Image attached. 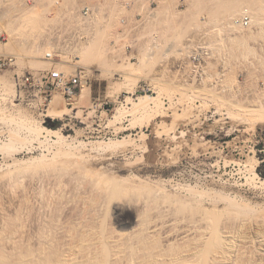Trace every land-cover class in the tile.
Instances as JSON below:
<instances>
[{"label": "rangeland", "instance_id": "1", "mask_svg": "<svg viewBox=\"0 0 264 264\" xmlns=\"http://www.w3.org/2000/svg\"><path fill=\"white\" fill-rule=\"evenodd\" d=\"M231 1L101 0L94 20L86 23L79 13L89 0H0V54L17 56L15 65L0 72V264H37L42 259L59 264L68 250L72 259L65 256L64 264H87L89 256V264L94 258V264H146L149 258L151 264H167L170 252L162 249L187 246L175 235L144 239L134 228L132 233L138 211L131 207L117 216L104 193L95 190L96 176L112 187L157 193L159 206L175 202L180 208L169 207L175 217L178 210L190 216L193 208L200 209L198 202L211 200V205L230 208L252 230L264 225V183L253 170L259 164L256 145L264 147V18L262 25L251 21L250 26L240 25L241 31L224 27L219 32L221 20L241 15L239 10L228 13ZM241 1L252 15L264 17V0ZM9 41L14 47L6 45ZM200 46L208 56L195 66L192 54ZM99 47L104 54L94 53ZM46 51L55 54V61L45 59ZM53 64L83 75L82 91L72 103L57 93L44 105L36 90L21 91L16 84L18 74L41 76ZM145 95L158 97L148 108H137V98ZM55 105L67 113L47 115ZM27 118L71 137L58 143L36 139L25 127ZM43 168L58 176L62 189H49L38 180ZM71 172L78 176L71 178ZM238 191L254 192L256 201L235 206L228 193ZM136 251L145 253L140 257Z\"/></svg>", "mask_w": 264, "mask_h": 264}, {"label": "bare ground", "instance_id": "2", "mask_svg": "<svg viewBox=\"0 0 264 264\" xmlns=\"http://www.w3.org/2000/svg\"><path fill=\"white\" fill-rule=\"evenodd\" d=\"M101 0H89V2H87L85 5H84V7L85 6H89V5H91V4H94V5H96V9H95V12L97 11V10H99L100 9V4H99V2H100ZM231 1V0H230ZM241 1V0H240ZM241 2H243V1H241ZM244 3V2H243ZM246 3V2H245ZM24 4H26V5H28V3H24ZM124 4L126 5V7H128L129 5H130V2H128V1H124ZM243 5V4H242ZM8 6V5H7ZM245 7H242L241 6V3L239 4V2H237V0L235 1V0H233V1H231L230 2V4H228L227 5V7L229 8L228 10H229V12L228 13H235V12H237V13H239V11L242 13L246 8H249V6H247V5H244ZM247 6V7H246ZM29 7V6H28ZM227 10V11H228ZM239 10V11H238ZM251 10V14H252V9H250ZM254 11V10H253ZM2 12H4V11H2ZM81 12V11H80ZM94 12V13H95ZM237 13L235 14V15H237ZM257 13V12H256ZM253 14L252 15V18H251V21H255L256 22V24L257 23H260L261 25L263 24V16L260 14V12L259 13H257V14ZM52 15H53V13H51ZM80 15H81V13H79ZM4 16H5V14H3ZM229 16H230V14H229ZM231 16H233V15H231ZM237 17H239V16H237ZM231 18V17H230ZM234 19V18H233ZM233 19H230L229 21L227 20V19H225V20H227V21H225L224 20V22H222V20H221V23H219V24H221V27L218 29L219 30V32L221 31V30H223L224 29V27L225 28H229V29H232V30H234V31H241V27H240V24H238V20H233ZM120 21H122V20H120ZM253 24V23H252ZM2 25V24H1ZM3 26V25H2ZM2 26H0L1 28H2ZM219 26V25H218ZM5 29V28H4ZM3 30V28L2 29H0V31L1 32H3L2 31ZM251 30V29H250ZM240 33V32H239ZM241 34V33H240ZM249 34V33H248ZM249 36V35H248ZM243 37V36H242ZM241 37V38H242ZM246 37V36H245ZM237 38V37H236ZM241 41H246L247 40V37H246V40H245V38L242 40V39H240ZM10 42V43H9ZM9 42H6V45L8 46V44L10 45L11 44V41H9ZM241 43V42H240ZM14 44V43H13ZM12 44V45H13ZM5 46V45H4ZM11 46V45H10ZM9 47V46H8ZM11 47H14V46H11ZM185 47V46H184ZM99 48H101V47H99ZM98 48V49H99ZM95 50V52L94 53H96V52H98L99 54H100V51H103L104 49H102L101 48V50ZM190 49V48H189ZM13 50V49H12ZM188 51V50H187ZM12 52V51H11ZM14 52V51H13ZM17 52V51H16ZM50 52H52V51H46V55H45V59H46V56H47V54L48 53H50ZM97 53V54H98ZM105 53V50H104V52H103V54ZM107 53V52H106ZM183 53V52H182ZM20 54V53H19ZM102 54V53H101ZM107 55V54H106ZM99 56V55H98ZM102 56V55H101ZM17 57V56H16ZM103 57H106V56H103ZM48 62L49 61H55V58H54V60H48V59H46ZM46 60H42V62H45V63H48ZM107 61H108V59H106ZM118 61V60H117ZM17 63V62H16ZM124 63V62H123ZM127 63H128V66H130V65H132V63H129V61H127ZM139 63H145V58H144V56H142L141 58H140V62ZM105 64H107V62L105 63ZM130 64V65H129ZM111 65V64H110ZM112 65H114V63L112 64ZM111 65V66H112ZM116 65V64H115ZM114 65V66H115ZM123 66H125V65H122V68H123ZM127 66V65H126ZM125 66V67H126ZM107 67V66H106ZM109 67V66H108ZM113 67V66H112ZM112 73V72H111ZM19 75V74H18ZM209 78H210V76H209ZM1 77H0V83H2L1 82ZM188 84V83H187ZM157 97L158 96H155V95H145V96H140V98H137L138 99V102L136 103V105L138 104V106H136L137 108H145V107H147L148 105H150L149 103L150 102H152V100L154 101L155 99L157 100ZM159 99V98H158ZM155 102V101H154ZM154 106V105H153ZM149 107H151V106H149ZM148 108V107H147ZM152 109V108H151ZM48 110V109H47ZM132 111V110H131ZM137 111V110H136ZM69 112V111H68ZM64 113H67V111L65 110V109H59L58 108V105H55L54 107H52L51 109H49V112L47 113V115H49V116H53V117H61ZM27 121H28V125L26 126L25 125V127H28V129H29V131H30V133L33 135V137L34 138H36V139H40V140H43V141H54V142H63V141H66V140H68L69 139V137H71V135H67L66 133H64L63 131H62V129L61 128H57V129H54V128H51V127H49V126H46V125H44V124H42V122L40 121V120H37V119H34V118H27L26 119ZM27 129V130H28ZM13 134H15L14 132H12ZM29 133V134H30ZM13 134H11L10 136H9V140H12V137H13ZM2 136V133L0 134V137ZM42 154V153H41ZM40 161V160H39ZM48 161V160H47ZM50 161H52V160H50ZM49 162V161H48ZM49 164V163H48ZM51 164V163H50ZM258 165V164H257ZM257 165H255V167H254V174L257 176V177H259L260 178V176H259V174L257 173ZM49 167H51V166H46V168H47V170H48V168ZM46 168H43L44 170L42 171L43 173H44V175H43V178L42 179H39L40 178V176H38L37 174H38V172H37V174H36V176H38V180L39 181H41V180H43V181H41L42 182V184L44 183V181H45V183L46 184H48V186L47 187H49L50 185L51 186H54V187H56V186H59L61 183L59 182V180L57 181V177L55 178H53L52 176H50L51 174H50V172H49V174L50 175H48V171H50L51 170V168L47 171V172H45V170H46ZM39 171V170H38ZM41 171V170H40ZM42 173V174H43ZM47 173V175H45ZM52 173V172H51ZM40 174V173H39ZM56 174V173H55ZM71 174V178H73V177H77L78 176V174H76V173H70ZM69 174V175H70ZM41 175V174H40ZM53 176H55V175H53ZM68 177H70V176H68ZM138 177V176H137ZM70 179V178H69ZM142 179V178H141ZM37 180V181H38ZM93 180V186H94V188H95V190H98V191H100L99 192V195H100V193L101 194H103L104 193V197L105 198H103V200L105 201V200H107V203L108 204H110L112 207H113V209L115 210V212H117V216H124V214H125V211L127 210V209H130L131 207L132 208H135L136 209V213H137V211H138V218H137V222H136V225L135 226H133L132 227V233H133V228H134V230H136V232H138L137 234H141V237L142 236H144L143 238L145 239L146 238V236L147 237H152V235H155V234H160V235H164L165 236V238L167 237V239H170V238H168V236L170 237V236H172V235H175L176 236V238H178L179 240H183L184 242H185V244L187 243V246L184 248H182V245L180 244L179 246L181 247V249L180 248H178V250H177V247H176V249L175 250H177V251H175V250H172V249H174L175 247H171L172 249H170L169 248V250L170 251H166V250H164V249H168V246L169 245H167V247L166 248H164V249H162L163 251H165V252H170V254H169V256H168V258H169V261L168 262H166L167 264H264V225H260V226H257L256 227V225H255V227L256 228H253V230H252V228H249L250 226L249 225H246L245 223H244V221H242V220H240L239 221V217L236 215V213L235 214H233L234 213V211H233V213H232V210L229 208V209H227V207H219V205L217 206L216 204L214 205V204H212L211 205V200H210V202L209 201H203V202H201V203H199L198 202V205L199 206H201L200 207V209H198V208H193V209H191L190 208V212H192V210L194 211V212H192V216L190 215H187V216H189V217H185L186 215L184 214H180L179 213V211L180 210H178V211H176V209L177 208H180L179 207V205H177L176 204V206H177V208H176V206H175V202L172 204H170V205H174V207L176 208L175 209V211L176 212H178L176 215H183V217H179V216H177V217H175V216H172V215H170V208H173V207H170V205H168V203L167 204H160V206H159V202L157 201L156 202V200H157V193H147V194H143V192H139L138 190H136V188L135 189H130V188H125L124 186L122 187V186H119V185H117L118 187H112V186H114L113 184H112V186L111 185H107L106 183H108L109 181H104V179H102V177H95V178H93L92 179ZM36 181V180H35ZM62 181V180H61ZM66 181V180H65ZM68 181H70V180H68ZM77 181H80V180H77ZM41 182H39V183H41ZM64 182V181H63ZM262 182L264 183V180H262ZM44 183V184H45ZM60 183V184H59ZM67 183V182H66ZM150 183V182H149ZM59 184V185H58ZM64 184V183H63ZM92 184V183H91ZM38 185H40V184H38ZM37 185V186H38ZM36 186V187H37ZM41 186V185H40ZM44 186V185H43ZM42 186V187H43ZM46 186V185H45ZM50 186V187H51ZM61 186H62V184H61ZM61 186H59V187H61ZM66 186V185H65ZM64 186V187H65ZM92 186V187H93ZM50 187H49V189H50ZM44 188V187H43ZM58 188V187H57ZM46 189V188H45ZM48 189V188H47ZM54 189V188H53ZM56 189V188H55ZM61 189H62V187H61ZM60 189V192L62 191ZM39 190V189H38ZM52 190V189H51ZM58 190H59V188H58ZM95 190H93L94 192H96ZM41 191H43V189L42 190H40V192ZM53 191V190H52ZM52 191H50V192H52ZM37 192V191H36ZM46 193V191L44 190L43 191V193ZM50 192H49V194H50ZM56 192H57V190H56ZM90 192H92V191H90ZM94 192H92V194L94 193ZM45 193H44V195H45ZM85 193H86V191H85ZM49 194H47V196L49 195ZM52 194V193H51ZM62 194V193H61ZM199 194V193H198ZM201 194V193H200ZM202 194H204V193H202ZM38 195H40V194H38ZM63 195V194H62ZM95 195H97V192H96V194ZM181 195V194H180ZM228 195H229V197L230 196H233L232 197V199L231 200H233V202L234 201H236V205L235 206H237V203H240V202H238V201H245V202H247L249 205H251V203L252 202H254V201H256V200H254L255 199V197H256V195H255V193L254 192H252V191H245V192H237V193H228ZM42 196H43V194H42ZM103 196V195H102ZM40 197H41V195H40ZM53 197V196H52ZM56 197H59V196H56ZM94 197V196H93ZM36 198V197H35ZM45 198V197H44ZM46 198H48V197H46ZM91 198V197H90ZM181 198V197H180ZM201 198H202V196H201ZM200 198V199H201ZM208 198V197H207ZM210 198V197H209ZM238 198H239V200H238ZM43 198L41 197V200H42ZM159 199V198H158ZM51 200V199H50ZM55 200V199H54ZM88 200V199H87ZM94 200V199H93ZM160 200V199H159ZM180 200V199H179ZM179 200L177 199V201L179 202ZM203 200V199H202ZM37 201H40V200H37ZM163 201V200H162ZM164 201H165V199H164ZM187 201V200H186ZM230 201V200H229ZM41 202V201H40ZM37 203V202H36ZM102 203V202H101ZM156 203H157V205H156ZM177 203V202H176ZM182 203V202H181ZM181 203H179V204H181ZM212 203H214V201L212 202ZM230 203V202H229ZM232 203V202H231ZM235 203V202H234ZM243 203V202H242ZM241 203V205H243ZM247 203H246V206H247ZM50 205H51V203H49ZM187 204V203H186ZM185 204V205H186ZM196 204H197V201H196ZM104 205V204H103ZM155 205V206H154ZM189 205V204H188ZM231 205V204H230ZM238 205H240V204H238ZM240 205V207H241V209L244 207V206H241ZM106 206V205H105ZM111 206H109V207H111ZM256 206V205H255ZM50 207V206H49ZM104 207V206H103ZM111 207V208H112ZM170 207V208H169ZM239 207V206H238ZM42 208V207H41ZM237 208V207H236ZM252 208V207H251ZM245 209V208H244ZM231 211V212H230ZM135 212V211H134ZM163 212H166V214H165V216H163L162 217V213ZM190 212H189V214H190ZM231 214H233V215H231ZM239 214V213H238ZM237 217H236V216ZM241 216V215H240ZM244 216V215H243ZM131 217H133V216H131ZM122 218V217H121ZM236 218H237V220H236ZM242 218H245V216L244 217H242ZM246 218H248L247 216H246ZM251 221V220H250ZM246 226H249V227H246ZM47 227H48V225H47ZM246 227V228H245ZM249 229H251L252 231H249ZM38 231V230H37ZM131 231V230H130ZM129 231V232H130ZM136 232L134 231V233L136 234ZM84 233V232H83ZM131 233V234H132ZM39 234V233H38ZM85 234V233H84ZM122 234V233H121ZM129 234L130 233H128V235H126V237L127 236H129ZM130 234V235H131ZM135 234H133V236L135 235ZM143 234V235H142ZM63 235V234H62ZM82 235V234H81ZM89 235V234H88ZM112 235V234H111ZM87 236V235H86ZM108 236V235H107ZM110 236V235H109ZM120 236V235H119ZM132 236V237H133ZM140 235H138V237H139ZM159 236V235H158ZM163 236V237H164ZM90 237L91 236H89V239H90ZM93 237V236H92ZM104 237V236H103ZM114 238V236H111V238ZM116 237V236H115ZM130 237V236H129ZM128 237V238H129ZM161 237V236H160ZM162 237V238H163ZM173 237V236H172ZM36 238V237H35ZM100 238V237H99ZM109 238V237H108ZM134 238V237H133ZM140 238V237H139ZM153 238V237H152ZM159 238V237H158ZM175 238V237H174ZM174 238H171V239H174ZM43 239V238H42ZM101 239V238H100ZM106 239H107V237H106ZM105 239V240H106ZM122 239V238H121ZM142 239V238H141ZM141 239H137L138 241L139 240H141ZM147 239H149V238H147ZM147 239H146V242H149V241H147ZM154 239H155V237H154ZM178 239H174L173 241H174V243L176 242V241H178ZM37 240V239H36ZM40 240V239H39ZM46 240V239H45ZM84 240V239H83ZM91 240V239H90ZM93 240V239H92ZM109 239H107V241H108ZM113 240H115V239H112V241ZM118 240H119V238H118ZM117 240V241H118ZM126 240V239H125ZM128 241H129V239H127ZM161 241H163V239H160ZM71 241V240H70ZM82 241V240H81ZM97 241V240H96ZM106 241V242H107ZM110 241V240H109ZM116 241V242H117ZM123 241H124V238H123ZM127 241V242H128ZM131 241V240H130ZM132 241H134V240H132ZM144 242H145V240H143ZM187 241V242H186ZM36 242V241H35ZM85 242V241H84ZM86 242H87V240H86ZM91 242V241H90ZM94 242V241H93ZM105 242V244H106V246H108L107 244L108 243H106ZM126 242V241H125ZM136 242V241H135ZM140 243H142V240L141 241H139ZM143 242V243H144ZM145 242V243H146ZM154 243H155V241H153ZM153 242H149V244L150 243H153ZM172 241H169V243H171ZM180 241H178V243H179ZM49 243V242H48ZM75 243V242H74ZM78 243V242H77ZM119 243L121 244V242L119 241ZM123 243V242H122ZM138 243V242H137ZM140 243H139V245L138 246H140L139 248H141V245H140ZM173 243V244H174ZM177 243V242H176ZM85 244V243H84ZM87 244V243H86ZM99 244V243H98ZM104 244V245H105ZM112 244V243H111ZM133 244V243H132ZM147 244V243H146ZM145 244V245H146ZM161 244H163L162 242H161ZM167 244V243H166ZM172 244V246H174ZM252 244V245H251ZM256 245V247H255V249L253 250V249H250V248H252V246H255ZM43 245H45V244H43ZM82 245V244H81ZM114 245V244H113ZM118 245V244H117ZM144 245V244H143ZM151 245V244H150ZM154 245V244H153ZM156 245V244H155ZM158 245V244H157ZM40 246V245H39ZM49 246V245H48ZM68 246V245H67ZM89 246H94V245H89ZM116 246V245H115ZM122 246H123V244H122ZM125 246V245H124ZM137 245H136V247H138ZM148 246V245H147ZM146 246V247H147ZM164 246V245H163ZM170 246H171V244H170ZM74 247V246H73ZM82 247V246H81ZM104 247V246H103ZM126 247H127V245H126ZM131 248L132 247H134V244H133V246H130ZM129 247V248H130ZM136 247H135V249H136ZM149 247V246H148ZM155 247V246H154ZM35 248V247H34ZM44 248V247H43ZM61 248V247H60ZM63 248H65V246L63 247ZM68 248V247H67ZM80 248V247H79ZM88 248V247H87ZM90 248V247H89ZM88 248V249H89ZM118 248V247H117ZM123 248V247H122ZM125 248V247H124ZM128 248V247H127ZM126 248V249H127ZM152 248H153V246H152ZM158 248L159 247H157V248H155V249H157L158 250ZM74 249V248H73ZM93 249H94V247H93ZM93 249H91V250H93ZM101 249V248H100ZM99 249V250H100ZM103 249V248H102ZM104 249H105V247H104ZM107 249H108V247H107ZM114 249V248H113ZM126 249H125V251H126ZM146 249V248H145ZM150 249H151V247H150ZM161 249V248H160ZM35 251H36V248L34 249ZM68 250V249H67ZM86 250V249H85ZM91 250H90V253H91ZM98 250V249H97ZM98 250V251H99ZM109 251H110V249H108ZM124 250V249H123ZM132 250V249H131ZM134 250V249H133ZM138 250V249H137ZM139 250H141V249H139ZM142 250H144V249H142ZM149 250V249H148ZM147 250V251H148ZM154 250V249H153ZM152 250V251H153ZM34 251V252H35ZM45 251V250H44ZM43 251V252H44ZM80 251V250H79ZM96 251V250H95ZM97 251V252H98ZM107 251V250H106ZM120 251H121V249H120ZM145 251V250H144ZM144 251H136V254L138 253V254H140V252L141 253H143ZM156 251V250H155ZM159 251V250H158ZM157 251V252H158ZM172 251V252H171ZM173 251L175 252V253H173ZM261 251V253L263 252V256H259L258 255V252H260ZM32 253L31 252V255L32 254H35V253H37V252H35V253ZM69 252H71L72 253V251H69L68 250V252L67 253H69ZM74 252V251H73ZM78 252V251H77ZM86 252V251H85ZM84 252V253H85ZM94 252V251H93ZM100 252V251H99ZM98 252V253H99ZM134 251H132V253H133ZM160 252H161V254L163 253V256H164V254H165V252H162L161 250H160ZM71 253H69L68 255H70ZM96 253V252H95ZM94 253V254H95ZM104 253H105V251H104ZM121 253V252H120ZM120 253H117V256H120V255H118V254H120ZM124 253H126V252H124ZM145 253V252H144ZM147 253H152V252H147ZM57 254V253H56ZM89 254V253H88ZM101 254V253H100ZM111 254V253H110ZM123 254V253H122ZM122 254H121V256H122ZM127 254V253H126ZM129 254V253H128ZM136 254H135V256H136ZM158 255H159V252L157 253ZM160 254V257L162 256ZM41 255V254H40ZM44 253H43V258H44ZM68 255H66V252H65V254H64V260L65 259H67V258H65V256H67V257H70V256H68ZM81 255V254H80ZM91 255V254H90ZM97 255H99V254H97ZM102 255H106V254H102ZM101 255V256H102ZM125 255V254H124ZM166 255V254H165ZM39 256V255H38ZM38 256L36 257L37 259H38ZM77 257H78V255H76ZM86 256H87V254H86ZM85 256V257H86ZM89 256V255H88ZM87 256V257H88ZM126 256V258H127V255H125ZM124 256V257H125ZM131 256H134V254H130V257L129 258H131ZM143 256V255H142ZM149 256H152V255H149ZM4 257V256H3ZM2 257V258H3ZM31 257V256H30ZM33 257H34V259H35V256L33 255ZM50 257V256H49ZM86 257V258H87ZM98 257V256H97ZM96 257V258H97ZM114 257V256H113ZM140 257H141V254H140ZM144 257H146V254H145V256ZM153 257H157V255L155 254ZM165 257V256H164ZM74 258V257H73ZM80 258V257H79ZM89 258H91V256H89ZM88 258V260H90L91 261V259H89ZM102 259L104 258V257H101ZM116 258V257H115ZM119 258V257H118ZM122 258H123V256H122ZM136 258H137V256H136ZM149 258V257H148ZM158 259H159V256L157 257ZM167 258V259H168ZM31 259V258H30ZM63 259V258H62ZM71 259H72V256H71ZM76 259H78V258H76ZM76 259H73V261L74 260H76ZM95 259V258H94ZM94 259L92 260V262H93V264H94ZM98 259V258H97ZM100 259V258H99ZM110 259H111V257H110ZM121 259V258H120ZM119 259V260H120ZM125 259V258H124ZM133 259H134V257H133ZM132 259V260H133ZM139 259V258H138ZM140 259H142V258H140ZM139 259V260H140ZM144 259H146V258H144ZM150 259V258H149ZM148 259V260H149ZM153 259H155V258H153ZM164 259V258H163ZM1 260H3V259H1ZM7 260V259H6ZM41 260V259H40ZM43 260V259H42ZM41 260V261H42ZM53 260V259H52ZM64 260H61V262H62V264H64L63 263V261ZM70 260V259H69ZM79 260V259H78ZM82 260V259H81ZM80 260V261H81ZM129 260V259H128ZM132 260L130 259V262H132ZM135 260V262H136V260L137 259H134ZM143 260V259H142ZM147 260V259H146ZM145 260V261H146ZM148 260H147V263L146 264H148L149 262H148ZM160 260V259H159ZM158 260V261H159ZM162 260V259H161ZM31 261V260H30ZM32 261H34V260H32ZM38 261V260H37ZM41 261H39V262H41ZM44 261V260H43ZM42 261V262H43ZM45 261H46V259H45ZM57 261V260H56ZM70 262V263H75V262ZM83 261V260H82ZM86 261V260H85ZM90 261H89V263H90ZM99 261V260H98ZM101 261V260H100ZM102 261H107V259L106 260H102ZM113 261V260H112ZM111 261V262H112ZM118 261V260H117ZM122 261H123V259H122ZM144 261V260H143ZM151 261H152V259H151ZM150 261V262H151ZM155 261V260H154ZM157 261V260H156ZM163 261H166V258H165V260H163ZM35 262V261H34ZM38 262V263H39ZM49 262V261H48ZM47 262V263H48ZM60 262V263H61ZM64 262H66V261H64ZM69 261H67V263H65V264H69L68 263ZM88 262V261H87ZM86 262V263H87ZM91 262V263H92ZM129 262V261H128ZM140 262H142L141 260H140ZM140 262H139V264H140ZM153 262V261H152ZM2 263V262H1ZM37 263V262H36ZM37 263V264H38ZM44 263V262H43ZM52 263H54V262H52ZM59 263V264H60ZM89 263H87V264H89ZM108 263V262H107ZM114 263H116V262H114ZM123 263V262H122ZM126 263H127V261H126ZM137 263H138V260H137ZM136 263V264H137ZM144 263V262H143ZM142 263V264H143ZM157 263V262H156ZM159 263H161V262H159ZM163 263V262H162ZM161 263V264H162ZM6 264H7V262H6ZM41 264V263H40ZM45 264V263H44ZM49 264V263H48ZM51 264V263H50ZM78 264H79V262H78ZM81 264H84V263H81ZM100 264H103V262L102 263H100ZM109 264H111V263H109ZM134 264V263H133ZM149 264H151V263H149ZM155 264V263H154ZM165 264V263H164Z\"/></svg>", "mask_w": 264, "mask_h": 264}, {"label": "built area", "instance_id": "3", "mask_svg": "<svg viewBox=\"0 0 264 264\" xmlns=\"http://www.w3.org/2000/svg\"><path fill=\"white\" fill-rule=\"evenodd\" d=\"M95 9L96 5L94 4L83 7L80 12L82 21L87 23L94 20ZM251 18V10L246 8L235 20H238V24L242 26H250ZM121 22L126 24L124 18H122ZM207 56L208 50L206 47L200 46L198 50L193 52L192 62L195 66H199ZM54 58L55 54L53 52L48 53L46 56L48 60H54ZM16 59L17 57L12 54H0V72L6 71L9 67L15 65ZM16 84L21 91H30L31 88L34 91L36 90L35 93L39 95L44 105L49 106L57 93H61L68 103H72L79 92L82 91L83 75L77 71L72 73L63 70L56 66V64H53L41 76H37L29 71L22 76L18 75L16 77Z\"/></svg>", "mask_w": 264, "mask_h": 264}, {"label": "trees", "instance_id": "4", "mask_svg": "<svg viewBox=\"0 0 264 264\" xmlns=\"http://www.w3.org/2000/svg\"><path fill=\"white\" fill-rule=\"evenodd\" d=\"M258 150L257 157L259 159V164L257 165V173L259 174L260 178L264 180V147L263 143H259L256 145Z\"/></svg>", "mask_w": 264, "mask_h": 264}]
</instances>
